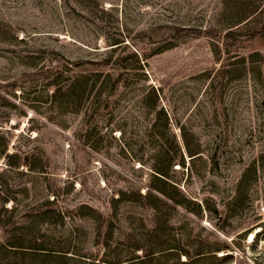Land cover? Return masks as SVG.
Returning a JSON list of instances; mask_svg holds the SVG:
<instances>
[{"label":"rangeland","instance_id":"rangeland-1","mask_svg":"<svg viewBox=\"0 0 264 264\" xmlns=\"http://www.w3.org/2000/svg\"><path fill=\"white\" fill-rule=\"evenodd\" d=\"M0 264H264V0H0Z\"/></svg>","mask_w":264,"mask_h":264},{"label":"trees","instance_id":"trees-1","mask_svg":"<svg viewBox=\"0 0 264 264\" xmlns=\"http://www.w3.org/2000/svg\"><path fill=\"white\" fill-rule=\"evenodd\" d=\"M7 146H8V143H6L5 146L3 147V148H4V153H6V151H7V148H8ZM189 152H192L190 148H189ZM6 154H7V153H6ZM7 156L10 157L11 155H10V156L7 155ZM158 172H159V174H161V175H163V176L165 175V172H164L162 169H159ZM159 190H160V189H159ZM161 192H162L163 194H165V195L168 196V194H166V193L164 192V190H161ZM150 194H151V192H150V190H148V191L144 194L143 197H148ZM142 250H143V248H142ZM146 255L149 257V254H148V253H147ZM148 257H145V258H148ZM143 260H145V259H143Z\"/></svg>","mask_w":264,"mask_h":264},{"label":"bare ground","instance_id":"bare-ground-1","mask_svg":"<svg viewBox=\"0 0 264 264\" xmlns=\"http://www.w3.org/2000/svg\"><path fill=\"white\" fill-rule=\"evenodd\" d=\"M252 237L254 236V234L251 235Z\"/></svg>","mask_w":264,"mask_h":264}]
</instances>
